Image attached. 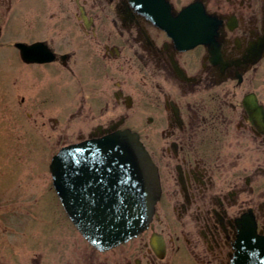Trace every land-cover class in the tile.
<instances>
[{
    "label": "flooded vegetation",
    "instance_id": "1",
    "mask_svg": "<svg viewBox=\"0 0 264 264\" xmlns=\"http://www.w3.org/2000/svg\"><path fill=\"white\" fill-rule=\"evenodd\" d=\"M0 73V121L21 122H0V264H232L243 229L264 234V0H0ZM124 129L161 194L97 248L51 162Z\"/></svg>",
    "mask_w": 264,
    "mask_h": 264
},
{
    "label": "water",
    "instance_id": "2",
    "mask_svg": "<svg viewBox=\"0 0 264 264\" xmlns=\"http://www.w3.org/2000/svg\"><path fill=\"white\" fill-rule=\"evenodd\" d=\"M51 169L65 208L97 248L112 247L142 232L161 194L157 167L130 129L62 147ZM237 241L232 264H264V234L255 224L243 229Z\"/></svg>",
    "mask_w": 264,
    "mask_h": 264
},
{
    "label": "rangeland",
    "instance_id": "3",
    "mask_svg": "<svg viewBox=\"0 0 264 264\" xmlns=\"http://www.w3.org/2000/svg\"><path fill=\"white\" fill-rule=\"evenodd\" d=\"M5 76V74L3 73H0V80H3V77ZM4 91V87L3 85L1 86L0 85V93ZM1 124L4 123V125H6V129L8 132H12V133H16V134H19L21 132V122L20 121H13V120H8V121H0ZM29 129H32V130H36L38 129V126L36 125V123H32V122H29ZM51 155V152L47 153L45 152L44 153V158L45 160H49V157ZM29 157H31V154L28 155V159Z\"/></svg>",
    "mask_w": 264,
    "mask_h": 264
}]
</instances>
